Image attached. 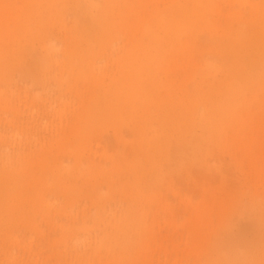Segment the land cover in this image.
Segmentation results:
<instances>
[{"label": "rangeland", "instance_id": "obj_1", "mask_svg": "<svg viewBox=\"0 0 264 264\" xmlns=\"http://www.w3.org/2000/svg\"><path fill=\"white\" fill-rule=\"evenodd\" d=\"M45 1L0 0V264H264V18L248 6L264 0H106L103 27L81 4L82 37ZM246 78L208 132L203 111Z\"/></svg>", "mask_w": 264, "mask_h": 264}, {"label": "bare ground", "instance_id": "obj_2", "mask_svg": "<svg viewBox=\"0 0 264 264\" xmlns=\"http://www.w3.org/2000/svg\"><path fill=\"white\" fill-rule=\"evenodd\" d=\"M36 0V3H37V8H40L41 4L45 1V0ZM40 2V4H38ZM46 9L49 13L50 16H48L49 18H53L54 22L55 23H61L63 24L64 20L67 18V12L68 10L70 9L71 13H72V18L73 19V25H74V29H75V34L77 32H79L78 35H80V37H82L81 35V32H80V29L79 27L81 25H79L78 23V18H77V8H79L81 6V4H85L86 6H88V8L90 10H95V15H94V12L92 13L93 14V22L92 23H97V25L99 27H103L106 23H107V19H106V0H46ZM238 3H247L246 0H238ZM39 5V6H38ZM198 3L197 4H194V7L192 10L188 11L187 13H185L183 15V18L182 17H179L177 18L179 21H177V26L182 30H184L185 33H187V31H190L193 33L194 30H196L197 28H199L200 26H203V23H202V20L203 17L201 16V13H199L198 11ZM249 8L254 11L255 13H258L260 14L261 17L264 18V9H262V11H257L259 10L258 9V6L257 4H255L254 2H250V4L248 5ZM34 11H32V17L36 16V9ZM196 18V19H195ZM52 20V19H51ZM49 21V20H48ZM133 23V26L136 27V22H132ZM76 26H77V29H76ZM124 26H126V28H128V30L132 29V25L131 26H127V23L124 24ZM82 30H84L83 28H81ZM84 33V32H83ZM110 34H108V37H109ZM192 35V34H191ZM87 35H83V39L84 40H87L89 43H91V41L88 39V37L86 38ZM106 37V39L108 38ZM111 38V37H110ZM109 38V39H110ZM113 38V36H112ZM111 38V39H112ZM103 39V37L100 38L99 42H101ZM110 39V41H111ZM168 40V39H167ZM109 41V42H110ZM98 42V43H99ZM106 42V41H105ZM156 42V41H155ZM95 44V46L97 47V44ZM103 43V42H101ZM156 46L157 45H161L162 44V41L160 43H155ZM100 45V44H98ZM103 47V45H101ZM185 49H186V46L184 45ZM188 44H187V48H188ZM51 49L55 50V47L54 46H51ZM105 49V48H104ZM93 50V44L91 45L89 51L92 52ZM99 50V49H98ZM103 50V48L101 49ZM82 50H77L76 53H80ZM95 51V50H94ZM97 51V49H96ZM62 53V51H60ZM67 55L69 56H73L74 58H77V57H81L82 54L80 53L79 55H77L74 51H64ZM63 52V53H64ZM115 52V51H114ZM256 52H259V53H262L264 52V46H262V48L256 50ZM103 53V52H101ZM106 53V52H105ZM107 54V53H106ZM100 55V54H99ZM119 55V54H117ZM137 55V51L134 52L133 54H131V59ZM183 58L184 56L185 57H189L187 56L186 53H182L180 54ZM123 57H121V55L119 56V58L116 57L115 59V62L117 61V64L120 63V65H123L124 62H125V59H126V62H127V59L130 58V55L126 54V57H124V53L122 54ZM105 57V56H103ZM138 57V55H137ZM105 59V58H104ZM83 60V59H81ZM190 61V60H189ZM188 61V62H189ZM97 62V61H96ZM105 62V60H104ZM185 62V61H184ZM187 62V63H188ZM95 63V62H94ZM93 63V65H94ZM204 63V66L205 67H210L211 68H214L217 66V63H214L213 60L211 61H206L204 60L203 61ZM264 63V62H262ZM103 65V64H102ZM108 65V64H107ZM70 67L72 70L74 69H79L81 68V64H77L76 62L74 61H71V64H70ZM95 67H97V65L95 64ZM261 67H263L261 70H264V65H262ZM260 67V68H261ZM98 68V67H97ZM94 69V68H93ZM262 73L264 74V71H262ZM252 83H254V85L256 86L258 84L257 82V79H258V76L256 74H253L252 77H249L248 78ZM247 83V78L246 79H240L239 81H233L231 84V86H227L226 87V103L224 104L225 107L223 108H220V109H213V111H203V117H204V121H205V125H206V128L208 130V132H211L213 134L214 130L216 129V127L220 124V123H225V121L227 120V118L229 117L230 114H233L234 113V110L239 107V104H240V94L241 92L243 91V87H245ZM260 84V83H259ZM257 85L258 88H263L264 87V84H260V85ZM136 86L135 85H131L129 88H131L132 90L135 88ZM142 91L145 92V90L142 88ZM250 105V101L248 100L247 102H245V100L243 101V103L241 104V107L242 108H249L248 106ZM259 105H263V104H259ZM262 107V106H261ZM260 107V108H261ZM67 107H63V109L61 110L60 114L64 115L63 113L65 112ZM67 112V110H66ZM57 115H60L57 111L56 113ZM61 115V116H62ZM59 118H61L59 116ZM59 120V119H58ZM61 121V119H60ZM241 121V117H238L237 119V122ZM61 123V122H60ZM66 123V121H65ZM51 125V124H50ZM61 126V125H60ZM84 131H86V128H84ZM85 134V133H83ZM211 134V135H212ZM214 136V135H212ZM16 137V136H15ZM102 145H98V147H101ZM245 149V148H244ZM247 150V149H246ZM256 153V152H255ZM116 156V153L114 154ZM118 156V159L120 160L121 163L123 164H126L127 161L123 158H121L119 155ZM256 156H257V153H256ZM260 157V156H259ZM257 157V158H259ZM11 159V158H10ZM255 160V159H254ZM133 161L135 163H140L141 161L143 163H145L146 161L145 160H141L139 159L138 157H134ZM10 163H12L11 161H9ZM257 162V161H256ZM260 162V161H259ZM263 165V163H261ZM257 167L259 168L260 165H258V163L256 164ZM70 168V166L68 165V167L66 169ZM260 171H261V168H259ZM257 170V169H256ZM25 173V172H24ZM262 173V172H261ZM261 173H260V176H261ZM19 175V174H18ZM21 175H19V178H21ZM25 176L26 178L28 177L27 175H23ZM105 219V217L103 216L102 217V212L98 213L95 217V223L96 225L103 222V220ZM89 230L87 224L85 222H82L80 225H78L75 229V231H79V233L77 232V234L75 235H72V238H71V241L73 243V240L74 241H78L79 238H80V234H82L84 236V233H87V231ZM112 230H114L113 233H111L107 238H102L100 239V241L103 243V244H108V245H111L113 243H118L119 241V237H121V230H122V227L121 225L118 223L116 224L115 226H113ZM74 231V232H75ZM84 232V233H83ZM80 235V236H78ZM82 237V236H81ZM81 240V239H80Z\"/></svg>", "mask_w": 264, "mask_h": 264}]
</instances>
